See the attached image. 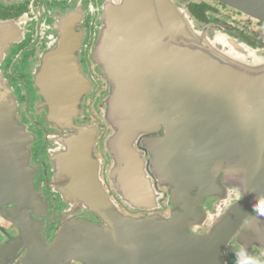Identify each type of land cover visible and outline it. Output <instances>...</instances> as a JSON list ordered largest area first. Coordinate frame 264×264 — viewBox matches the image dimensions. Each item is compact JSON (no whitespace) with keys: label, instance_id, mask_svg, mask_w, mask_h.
Returning <instances> with one entry per match:
<instances>
[{"label":"water","instance_id":"water-1","mask_svg":"<svg viewBox=\"0 0 264 264\" xmlns=\"http://www.w3.org/2000/svg\"><path fill=\"white\" fill-rule=\"evenodd\" d=\"M216 1L264 22V0ZM98 19L92 54L108 85L102 115L113 131L106 141L111 180L132 208L150 209L157 192L169 188L170 213L128 216L111 198L93 155L98 129L73 119L81 84L69 74L73 56L63 48L72 42H61L59 55L51 50L45 56L38 84L51 116L71 132L56 168L60 193L75 211L55 216L51 244L39 221L48 214L43 201L27 193L26 175L13 170L19 165L27 173L29 158L21 152L20 162L5 163L10 177L3 178L0 168V191L11 192L1 193L0 202L12 197L17 203L8 220L20 231L29 260L223 264L233 240L247 236L264 245V58L229 37L219 50L172 0H103ZM56 60L69 62L59 67L67 72L55 74ZM1 86L0 148L19 150L32 135L18 123L17 103ZM136 145L146 148L149 161ZM229 190L218 214L206 208L208 198ZM81 210L100 222L76 218Z\"/></svg>","mask_w":264,"mask_h":264},{"label":"flooded vegetation","instance_id":"flooded-vegetation-1","mask_svg":"<svg viewBox=\"0 0 264 264\" xmlns=\"http://www.w3.org/2000/svg\"><path fill=\"white\" fill-rule=\"evenodd\" d=\"M102 1L0 0V83L9 90L17 103L18 123L32 135L31 143H21L22 148L19 150L9 146L0 148V168L3 178L10 177L11 168L5 163L20 162L23 153L29 158L27 173L21 172L19 165L13 170L20 174L22 179L26 175L27 193L38 196L48 211L39 221L43 224V230L49 229V244L57 235L58 223L55 216L75 211L60 193L62 182L58 180L56 168V159L59 156L62 158L68 151L67 139L71 132L69 127L51 116L50 108L38 84V75L45 56L51 50H55L59 55L63 51L61 42H72L63 48L73 56L69 74L75 73L81 84V97L73 119L79 127L98 129L96 142L93 143V155L98 161L104 186L109 190L111 198L128 216H168L170 213L169 188L163 187L157 192L156 202L150 209L132 208L121 199L110 177L113 158L108 152L106 141L113 131L104 122L102 115V100L107 97L108 85L101 76L92 54L99 31L98 16ZM172 1L189 14L195 28L207 33L219 50H224L222 40L229 37L264 58V22L250 18L216 0ZM62 57H65V54H62ZM54 66L58 69L55 74L65 73L67 70L59 71V67L68 68L69 62L56 60ZM135 147L141 152L144 160H150L151 157L146 153L144 146ZM13 166L14 164L12 168ZM17 183L15 187L21 192L24 189L23 182L19 179ZM229 192L230 190L208 198L206 208L218 214L229 200ZM1 193L9 196L11 192L8 189L6 193L0 191ZM11 201L12 197L9 203L0 202V264H41L29 260L30 253L19 238L20 231L8 220L10 210L17 208V203ZM75 216L100 222L93 214L83 210L75 213ZM204 229L208 231V225H205ZM241 239L233 240L226 247L223 264H264V245L251 237L244 236Z\"/></svg>","mask_w":264,"mask_h":264},{"label":"rangeland","instance_id":"rangeland-1","mask_svg":"<svg viewBox=\"0 0 264 264\" xmlns=\"http://www.w3.org/2000/svg\"><path fill=\"white\" fill-rule=\"evenodd\" d=\"M100 21H99V28H100ZM100 32L98 31V34H97V39L99 38V36H100V34H99ZM97 42V41H96Z\"/></svg>","mask_w":264,"mask_h":264},{"label":"clouds","instance_id":"clouds-1","mask_svg":"<svg viewBox=\"0 0 264 264\" xmlns=\"http://www.w3.org/2000/svg\"><path fill=\"white\" fill-rule=\"evenodd\" d=\"M245 264H251V262H245Z\"/></svg>","mask_w":264,"mask_h":264}]
</instances>
